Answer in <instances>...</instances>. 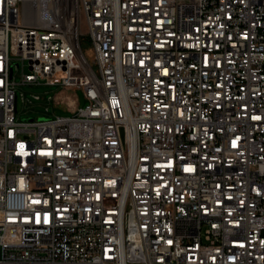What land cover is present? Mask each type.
<instances>
[{
	"label": "built area",
	"instance_id": "1",
	"mask_svg": "<svg viewBox=\"0 0 264 264\" xmlns=\"http://www.w3.org/2000/svg\"><path fill=\"white\" fill-rule=\"evenodd\" d=\"M0 264H264V0H0Z\"/></svg>",
	"mask_w": 264,
	"mask_h": 264
},
{
	"label": "rangeland",
	"instance_id": "2",
	"mask_svg": "<svg viewBox=\"0 0 264 264\" xmlns=\"http://www.w3.org/2000/svg\"><path fill=\"white\" fill-rule=\"evenodd\" d=\"M81 47L89 61L93 59V50L89 41L82 40ZM14 79L20 80V70L14 71ZM16 119L18 121H43L56 116L69 115L70 100H75L79 107L85 104L80 90L63 89L59 85H23L17 87ZM36 97H38L36 99ZM52 101H50V98ZM62 102V104H57Z\"/></svg>",
	"mask_w": 264,
	"mask_h": 264
},
{
	"label": "bare ground",
	"instance_id": "3",
	"mask_svg": "<svg viewBox=\"0 0 264 264\" xmlns=\"http://www.w3.org/2000/svg\"><path fill=\"white\" fill-rule=\"evenodd\" d=\"M39 8V7H38Z\"/></svg>",
	"mask_w": 264,
	"mask_h": 264
}]
</instances>
